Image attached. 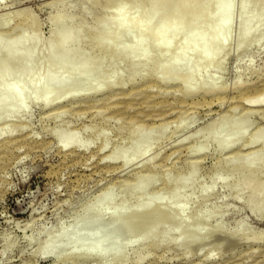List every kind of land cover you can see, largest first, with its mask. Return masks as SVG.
<instances>
[{
    "label": "rangeland",
    "instance_id": "374dc122",
    "mask_svg": "<svg viewBox=\"0 0 264 264\" xmlns=\"http://www.w3.org/2000/svg\"><path fill=\"white\" fill-rule=\"evenodd\" d=\"M213 1L176 0L172 23L160 0H3L0 45L26 34L40 67L23 71L35 72L27 92L13 86L19 68L2 76L22 98L0 118L15 138L0 135V264H264V103L246 106L264 90V0H249L262 20L244 41L233 0L226 46L206 58L197 49L214 28ZM145 7L159 23L129 36ZM22 19L13 36L1 30ZM160 28L177 36L170 50L153 41ZM64 29L78 38L69 66L48 52ZM45 71L80 77L46 83ZM73 131L82 146H62L56 133Z\"/></svg>",
    "mask_w": 264,
    "mask_h": 264
},
{
    "label": "bare ground",
    "instance_id": "6f19581e",
    "mask_svg": "<svg viewBox=\"0 0 264 264\" xmlns=\"http://www.w3.org/2000/svg\"><path fill=\"white\" fill-rule=\"evenodd\" d=\"M122 1H125V0H122ZM126 1L133 2V0H126ZM160 2H161V4H163L164 7L168 6L169 9H167V10H168V12L169 11L171 12V13H169L170 14V19H171L170 22H172V23L175 22V20L177 19L178 13H179V5H178V3L176 4V0H160ZM250 2H249V0H241V2H240L241 3L240 7L242 9L241 10L242 11L241 22H242V25H243V29H242V32H241V35H240L241 41H244V40L249 38V33L251 31V28H252V23L253 22H259V21L262 20V16L261 15L259 17L255 18L254 16H251V15L248 14L247 10L251 6V5L249 6V4H252ZM2 6H3V0H0V11L2 9H4V8H2ZM233 6H234L233 5V0H215L214 5H213L214 12L210 16L211 18L209 17L212 20V23H213L212 26L214 25V28L212 26L209 27V28H206V29H211V30L213 28L212 31H209V32L207 31L208 33H206L207 35L211 34L210 35L211 37L208 35L209 38L206 37V39L202 42V44H198V46L201 45L202 49H200L201 48L200 46H199L198 49L196 48L197 51H199L202 54H204L203 55L204 57L207 58L210 55L213 58V57L216 56L215 53L219 54L217 52L218 51L220 52V50L226 46V42H227V40L229 38V35H230L229 31L231 30V26H232V13H233V8H234ZM145 8H142L143 12L141 11L142 10L141 9L140 11H138V10L135 11L134 14L137 13L136 15L133 14V17H132L131 22H130L129 30L127 32L128 35L131 34V35L134 36V33H135L136 36H137V34H140L138 36V37H140V36L144 35L147 31L149 32V30L154 25L159 23L158 16H157V19H156V13H158V11H157L158 9H156V11H154L156 13H153V12L151 13L152 10L150 9V11H149L150 13H149L148 12L149 8H147V7H145ZM4 11H6V12H0V14H7L9 12L7 10H4ZM121 11H122V9H119V11H117V14H120ZM144 11H145V13L147 12V15H146L147 18H146V16H141V15H145ZM148 15H150V16H148ZM139 17L143 18L144 21L140 20V23H139V20H138V19H140ZM172 23H170V24H172ZM22 24H23V19L21 21H19L16 24L15 27L7 29V30H6V26L4 24V25L1 26V30L2 31H9L10 35L13 36V34H15L17 28L19 26H21ZM179 30H173V31L176 32L178 35H180L179 33H181V32H179ZM205 31L206 30H204V32ZM174 32H172L171 34L173 35ZM168 34H169V32H168ZM131 35H129V36H131ZM222 35L224 37V41L219 43V39H220V37ZM145 36H147V34ZM167 36L168 35H167V33H165V29L164 28H160L158 30L157 34L155 35V37H154L155 39H153V41L155 40L156 43L158 42V44L164 45L165 46L164 47L165 50L168 49V47H169V50H170V48L173 47L171 44H173L174 41L176 42V40H174V39L177 38V36H175V34H174L172 39H170V36H168V37ZM132 38H134V37H132ZM194 39H195V36H189L187 38L188 41H192ZM77 40H78L77 35H73L70 31L64 29L63 31H61L59 33L57 46H53V45L49 46L48 47V52H49V54L52 57H54L55 59H58L60 61V63L63 64L64 66H69V63H68L66 58H67V55L72 50L71 42L74 43V41H77ZM171 40H173L172 43H171ZM175 42H174V44H175ZM36 46H37V41L36 40L35 41L30 40L28 38V36L26 34H24V33L18 40L15 41L14 44L7 43V44H4V45H0V50L2 51V54H3V57L0 59V118L4 115L5 112L12 111L14 109V105H16V104L19 105L18 102L22 98L20 92L13 90L10 86L5 85L2 82V76L4 74H6V72L12 67L19 68L21 71L16 76V78L14 80V83H13V86L14 87L16 86V87H18L20 89H23L24 92H27L28 89H30V86L32 85V81H33V77L35 75V72H33V74H32V72L29 73V74H31L32 77H31V79L26 77V78H28V80H25V78H24V76L22 74H23V71L25 69H27L29 71L33 70V68H36L34 71H37L39 69L40 66L34 63L35 55H36L35 54ZM200 50H202V51H200ZM125 51H127V48L125 49ZM83 65L87 66V63L83 62ZM84 70H87V68H84ZM79 75H83V72L80 73ZM76 77H80V76H74L71 73H66V74L58 76V75H55L51 71H45L44 73L40 74L39 80H41L42 82H46V83H59V84H63L64 85V84H67V83L71 82V80L76 78ZM162 77H164V76H162ZM189 81H186V82H189ZM237 81H238V79H237ZM237 81H235V82H237ZM239 82H241V81L239 80ZM189 83H191V82H189ZM191 84H189V85H191ZM186 85H188V84L185 83L184 87L188 88V86H186ZM214 87L215 86L211 85L210 88H209V91L212 90V92H215V94H216V91H214L216 89ZM188 89H187L186 92H188ZM217 89H220V88H217ZM70 91L67 89V92H70ZM189 91H191V90H189ZM219 91L220 90H218L217 93ZM221 91L224 93L223 90H221ZM65 92H66V90L64 91V95L63 96L62 95L58 96V94L57 95H53V97H52L53 99H47V98H49L47 96L45 98L46 99L45 103L49 105L52 102H57L56 99L58 97L60 99V96L65 98L67 95H69V94H66L67 92L66 93ZM72 92H73L72 93L73 95L76 93L73 90H72ZM125 93L126 94H130L128 92H125ZM223 93H221V95ZM3 94H7L9 98L7 97L5 99L4 96H2ZM65 94H66V96H65ZM75 95L77 96V94H75ZM212 95H214V94H212ZM74 96H72V97H74ZM54 97L56 99H54ZM70 98L71 97H69V99ZM246 99H247V102H246L247 105L246 106H248V108L253 107V105L256 104V103L257 104L258 103L262 104V103H264V90L261 91L260 93L256 94V95L248 96ZM58 102L60 103L61 101H58ZM111 105L117 106V105H119V103L112 101ZM193 107H197V105L194 104ZM182 112H184V111H182ZM165 123H166V121H162L160 123V125H164ZM13 130L14 129H8V130H1L0 131V133H1L0 135L5 134L3 139H7V140H5V144L8 145V146L10 145V143H13L15 141V138H12V136H10L13 133ZM56 135H57V137L59 139V142H60V144L62 146H71V145H74V144H76V145H78L80 147L82 146V144L77 143V135H76V133L74 131L66 133V134L56 133ZM3 142H4V140H3ZM249 142H251V141L247 142L248 145H249ZM247 143H246V145H247ZM235 149L239 150L237 148H235ZM235 149L233 151H236ZM240 149L242 150V152L244 150L245 151H249V148H248V150H246L247 147H246V149H244V148H240ZM230 151H231V149H230ZM245 151L243 153H245ZM246 153H248V152H246ZM115 156L116 155H114V157H113L114 159L112 161H116V159L118 158L117 156L116 157ZM142 175H143V173L140 176H142ZM172 191L176 192L175 189H172ZM159 211H160L159 209L155 208V209L143 212V213H138L136 215V219L139 218L140 221L136 220L137 221L136 223L143 221L144 217L147 216L146 214L158 215ZM126 219H128V216H126ZM141 219H143V220H141ZM143 222H141V223H143ZM104 237H105V235H100V236L99 235H95V239L93 241L90 240L91 242L89 241V244L91 245V248L92 249L101 248L102 247L101 246L102 242L105 241ZM64 240L67 243L71 244L73 247H75L76 245H79V244H82V243L86 242V240L84 238L72 237L70 235L65 237ZM55 245H56L55 242H51V243L47 244L46 245V250L53 249V247H55ZM47 252H49V251H47Z\"/></svg>",
    "mask_w": 264,
    "mask_h": 264
}]
</instances>
